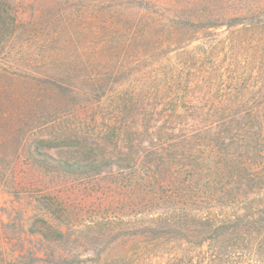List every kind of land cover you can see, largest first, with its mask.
I'll list each match as a JSON object with an SVG mask.
<instances>
[{
    "label": "rangeland",
    "instance_id": "374dc122",
    "mask_svg": "<svg viewBox=\"0 0 264 264\" xmlns=\"http://www.w3.org/2000/svg\"><path fill=\"white\" fill-rule=\"evenodd\" d=\"M4 1L17 27L0 44V264H212L214 241L199 245L135 220L166 205L154 207L150 197L132 206L122 187L132 172L122 168V67L142 65L139 33L145 21L159 22L162 55L146 57L136 78L169 85L190 80L191 72V80H208L196 70L205 76L214 69L209 80L224 93L229 80H264L251 31L190 29L173 38L172 0ZM223 5L234 15L256 8L264 14V0ZM202 42L215 45L205 63L201 49L194 52ZM155 95L156 102L166 97L150 85L148 110ZM160 110L152 124L168 128ZM256 200L264 204V189ZM222 210L219 203L211 212ZM262 242L251 236L222 262L264 264Z\"/></svg>",
    "mask_w": 264,
    "mask_h": 264
},
{
    "label": "trees",
    "instance_id": "16d2710c",
    "mask_svg": "<svg viewBox=\"0 0 264 264\" xmlns=\"http://www.w3.org/2000/svg\"><path fill=\"white\" fill-rule=\"evenodd\" d=\"M4 2L0 0V44L17 27ZM223 2L172 0L169 7L173 26L168 28L173 38L190 29L211 34L222 27L241 26L254 35L257 50L253 60L258 69L264 70L263 10L234 15ZM163 30L161 23L145 21L136 45L146 55L142 65L122 67V80H127L122 84V168L132 171L123 177L122 187L130 202L151 197L152 206L166 205L150 215L140 212L142 215L135 216L137 224L145 223V228L153 232H175L185 240L196 239L199 245L210 239L216 244L212 264H230L222 262L226 253L247 247L251 236L264 238V204L256 200L264 189V80H229L223 93L222 88H213L215 80H209L216 73L212 69L205 76L196 70L197 76L208 80H191V72L190 80H171L169 85L164 80H156L153 85L142 83V76L136 78V73L144 74L146 57L162 55ZM193 41L195 38L185 43V50ZM179 46L177 51L184 48ZM214 46L202 42L194 52L201 49L205 63L214 54ZM150 85L153 94L156 90L160 97H166L156 102L155 95V106L150 105L148 110L149 98L144 96ZM165 87L169 93L174 91L173 98L164 95ZM158 106L163 110L157 115L167 116L168 128L166 122L158 127L152 124L158 122L154 115ZM219 203L224 210L217 215L211 209ZM197 209L205 212L201 214Z\"/></svg>",
    "mask_w": 264,
    "mask_h": 264
}]
</instances>
